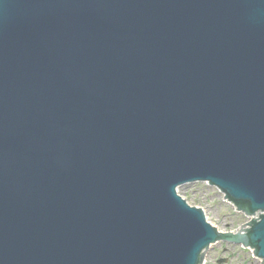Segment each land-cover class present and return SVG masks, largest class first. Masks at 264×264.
Segmentation results:
<instances>
[{"label": "water", "instance_id": "water-1", "mask_svg": "<svg viewBox=\"0 0 264 264\" xmlns=\"http://www.w3.org/2000/svg\"><path fill=\"white\" fill-rule=\"evenodd\" d=\"M198 181L254 218L219 230L178 191ZM221 240L264 264V0H0V264Z\"/></svg>", "mask_w": 264, "mask_h": 264}, {"label": "rangeland", "instance_id": "rangeland-1", "mask_svg": "<svg viewBox=\"0 0 264 264\" xmlns=\"http://www.w3.org/2000/svg\"><path fill=\"white\" fill-rule=\"evenodd\" d=\"M179 191L189 203L201 206L208 219L220 230L230 231L250 218L238 211L233 202L227 201L224 193L208 182H194L181 185ZM220 258L226 261L219 262ZM204 264H263L250 248L240 244L219 241L206 251Z\"/></svg>", "mask_w": 264, "mask_h": 264}]
</instances>
